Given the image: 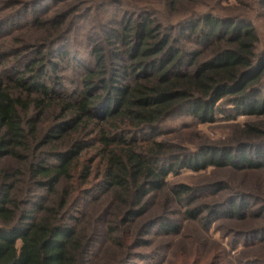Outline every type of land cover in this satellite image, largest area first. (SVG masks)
Returning <instances> with one entry per match:
<instances>
[{
	"label": "trees",
	"instance_id": "1",
	"mask_svg": "<svg viewBox=\"0 0 264 264\" xmlns=\"http://www.w3.org/2000/svg\"><path fill=\"white\" fill-rule=\"evenodd\" d=\"M141 18L127 21L119 33L129 45L131 63L108 81L104 55L95 46L98 67L85 75V89L76 98L52 92L39 72L30 81L14 80V87L0 80V160L10 157L20 165L1 176L0 264H89L98 233L83 226L84 204L105 195H112L110 210L103 212L107 241L125 250L149 245L143 237L157 225L167 234L180 231L178 222L165 216L172 202L186 205L184 217L204 227L217 216L238 221L264 217V194L246 191L193 207L204 190L227 189L224 180L196 188L168 184L169 175L182 168L264 171V54H258L255 28L242 15L219 19L208 13L192 27L212 50L210 58L201 60L204 50L186 56L169 37L159 38L152 18ZM200 23L208 31L203 33ZM37 24L46 26L43 20ZM59 24L54 23L53 31L60 30ZM53 36L50 31L46 39ZM39 56L27 70L43 62ZM131 76L134 80L126 82ZM186 110L203 123L214 122L217 114L263 119L245 123L238 134L243 140L235 145L205 144L188 151L181 138L159 139L165 120ZM45 115L54 123L38 132L35 125ZM22 176L49 196L40 195L21 208L20 194L13 190L23 189L17 186ZM161 193H166L164 213L131 234V225L146 215L149 198ZM251 199L255 206L250 214ZM203 209L209 210L205 216ZM236 233L264 243L263 225Z\"/></svg>",
	"mask_w": 264,
	"mask_h": 264
},
{
	"label": "rangeland",
	"instance_id": "2",
	"mask_svg": "<svg viewBox=\"0 0 264 264\" xmlns=\"http://www.w3.org/2000/svg\"><path fill=\"white\" fill-rule=\"evenodd\" d=\"M259 2L260 0H0V80L14 87V80L26 78L30 81L32 75L39 72L43 73L39 80L51 88L52 92L76 98L85 89V75L98 67L93 53L95 46L100 47L104 55L103 68L108 81L114 71L131 63L129 45L119 39V33L127 21L141 20L143 14L155 21L159 27V38L169 37L173 46L186 56L193 52L200 54L204 50L199 56L201 60L210 58L212 50H207L205 40L195 35L193 25L208 13H213L219 19L242 15L260 37L258 54H264V6H259ZM259 13H262V17ZM40 20L45 22V27H39L37 22ZM56 21L60 22L59 31H53ZM199 27L203 33L208 31L204 23H200ZM50 31L54 36L46 39ZM39 54L44 56V60L30 72L27 66L36 63L37 58L42 57ZM184 69L188 70L185 66ZM133 80L134 76H131L126 82ZM99 86L101 83L97 86L101 88ZM35 96L37 95L34 94L33 98ZM32 115L34 113L29 114L31 117ZM262 119L257 115H239L230 119L217 114L214 122L203 123L186 110L172 114L165 120L159 139L181 138L188 151H195L205 144L235 145L243 140L242 135L238 134L245 123H258ZM53 123L45 115L35 125L36 130L43 132ZM245 141L256 142L253 139ZM17 165L10 157L0 160V185L2 173L14 171ZM20 180L22 181L17 186L23 189L18 193V188L15 187L13 194H20L18 199L21 200V208H28L40 195L49 196L46 189L29 181L27 176H22ZM221 180L229 183L227 189L219 192L202 190L203 194L198 196L193 207L223 202L230 194L235 195L240 191L264 194V171L234 172L230 169L207 168L197 172L182 168L169 175L168 184L172 186L183 183L196 188ZM111 200L112 195H105L98 202L84 204L83 226L91 233L94 230L98 233L90 247L89 264H211L213 261L218 264H264V243H255L252 237L236 233L264 226V217L250 215L244 221H238L217 216L211 218L204 227L199 221L184 217L186 205L179 207L172 202L165 216L177 221L180 231L167 234L161 232L157 225L143 237L144 240H150L149 245L125 250L113 246L105 235L106 213L103 212L110 210ZM165 200L166 193L151 196L146 215L131 225V234L132 230L145 228L146 224L161 216ZM249 203L251 206L247 212L251 214L255 202L251 199ZM208 211L203 209L202 214L205 216Z\"/></svg>",
	"mask_w": 264,
	"mask_h": 264
}]
</instances>
